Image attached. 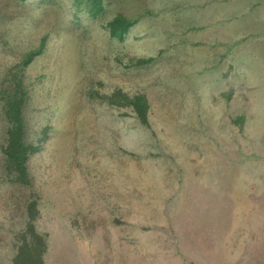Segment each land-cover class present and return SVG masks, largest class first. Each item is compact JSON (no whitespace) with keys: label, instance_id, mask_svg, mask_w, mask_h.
I'll use <instances>...</instances> for the list:
<instances>
[{"label":"rangeland","instance_id":"rangeland-1","mask_svg":"<svg viewBox=\"0 0 264 264\" xmlns=\"http://www.w3.org/2000/svg\"><path fill=\"white\" fill-rule=\"evenodd\" d=\"M32 203L42 264H264V0H0V264Z\"/></svg>","mask_w":264,"mask_h":264},{"label":"trees","instance_id":"trees-1","mask_svg":"<svg viewBox=\"0 0 264 264\" xmlns=\"http://www.w3.org/2000/svg\"><path fill=\"white\" fill-rule=\"evenodd\" d=\"M88 12L94 16L102 10L103 0H85ZM129 22H126V25ZM114 32V31H113ZM123 33H118L120 36ZM36 52V51H35ZM31 52L29 55L34 54ZM18 87L8 91L4 100V114L10 125L6 132L3 155L5 168L10 180L14 183H29V173L27 169L28 156L35 151V147L27 143L24 139V125L22 108L24 98L23 93L17 90ZM141 121L146 120V103L143 97H137L132 103ZM34 204L28 206V216L26 227L20 233V244L13 258V264H42L43 254L46 250V240L43 234L37 232L33 225L35 216Z\"/></svg>","mask_w":264,"mask_h":264}]
</instances>
